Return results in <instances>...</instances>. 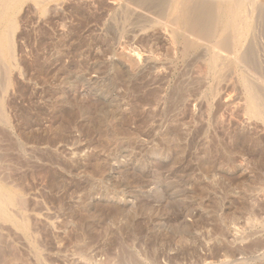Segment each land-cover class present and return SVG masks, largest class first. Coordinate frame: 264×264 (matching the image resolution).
Wrapping results in <instances>:
<instances>
[{
    "label": "rangeland",
    "instance_id": "374dc122",
    "mask_svg": "<svg viewBox=\"0 0 264 264\" xmlns=\"http://www.w3.org/2000/svg\"><path fill=\"white\" fill-rule=\"evenodd\" d=\"M71 1L22 4L0 65V199L27 229L0 221V264H264V29L243 62Z\"/></svg>",
    "mask_w": 264,
    "mask_h": 264
},
{
    "label": "bare ground",
    "instance_id": "6f19581e",
    "mask_svg": "<svg viewBox=\"0 0 264 264\" xmlns=\"http://www.w3.org/2000/svg\"><path fill=\"white\" fill-rule=\"evenodd\" d=\"M63 1L65 0H0V56L2 58V62L0 63L1 66H4L5 62H10V64H12L14 61L13 59H14L15 44L13 41V32H14L13 30L15 27L14 17H15V14L18 8L22 4L30 2L32 5L30 3L29 4L33 6V8L35 9L34 11H37L39 15H45L44 12L47 11L46 9L48 6H50L51 4L52 5L56 4L58 7L59 4H61V2ZM77 1L81 3L83 1L90 2L93 0H77ZM77 1L75 0L76 3ZM88 2L87 4H89ZM112 2H119V4H121V5H118L117 11H120V13L122 14V21H123L122 24H125V25L130 24L132 23V21L134 22V24L142 23V21L132 18L134 13H138V14L146 13L151 16L156 14V15L163 17L161 19V22L157 23V25L161 28V30L167 29L168 26H166V23L169 22L168 19H170V22L173 21L176 25L181 27L184 33L190 36V38H188V41L190 43L193 42L195 39H197V40L211 41L214 43L216 47L221 48V49H223L222 46H228L231 48L232 52L234 53L235 58L243 62L248 61L246 60L247 55L243 54L245 52L244 49L246 50V48L248 47L250 48L249 44L246 43L248 37L251 36L256 31L260 32L261 30L264 29V0H112ZM16 20L18 19L16 18ZM150 28H152L151 25H150ZM185 40L187 41V39ZM242 48H243V51L241 50ZM219 61L220 59L218 58V54L213 53L209 57L208 64L207 63L206 64L207 66L208 65L212 66V69H213L215 65H218V64L220 65ZM217 62L219 63L216 64ZM4 67H6V65ZM13 67L11 66L12 69H15ZM216 68H214L215 69L214 71L218 70V68L217 69ZM226 68L228 69V67H225V70ZM231 68L232 67H230L229 70ZM5 69H8V68H5ZM209 69L210 68H208V70ZM222 69L224 68H222L221 66L219 71L220 70L222 71ZM1 70L2 69H0V71ZM224 72L225 71H223V73ZM217 73L215 75H217ZM7 79H5L6 80L5 84L1 82L0 80V120L1 122H3V125H7L8 123L5 113H4V108H5L4 107V95L6 94V88L8 87L7 85L9 84V81ZM244 82L248 83L247 81H244ZM248 85L249 84L247 85L244 84L245 87H248ZM253 97L254 95L250 97L249 103L252 106L251 109L255 110V107L257 106L255 105L256 103L254 104L255 101L253 100H255V98ZM261 109H262L261 106L260 108H256L255 111L257 112V116L261 115V112H260ZM2 182L4 181L2 180ZM5 185H8V184H5ZM13 188L16 189L17 187H13ZM17 197H15L14 195L12 197L10 196L8 199H6L5 197L6 199L5 202L4 200L0 199V221L9 222L11 225L15 227H19L21 228V230H24L25 232L27 231V229H26V225L20 221L21 215L17 217L16 215L18 214H13L14 210L12 211V208L16 207L17 209H21L22 207L19 202L20 200L23 199L22 197L24 196H21V197L19 196L20 197L19 199ZM22 210H24V207L22 208ZM4 222H0V223H4Z\"/></svg>",
    "mask_w": 264,
    "mask_h": 264
}]
</instances>
